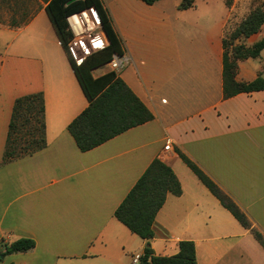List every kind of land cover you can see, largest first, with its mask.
<instances>
[{"label": "crops", "instance_id": "0c3cea01", "mask_svg": "<svg viewBox=\"0 0 264 264\" xmlns=\"http://www.w3.org/2000/svg\"><path fill=\"white\" fill-rule=\"evenodd\" d=\"M101 1L129 59L117 76L153 119L81 152L67 127L88 101L45 12L48 0H0V162L21 96L41 93L46 140L0 165V254L20 238L35 243L0 264H129L145 241L114 212L154 159L171 168L181 189L166 195L155 216V256H172L188 240L196 264H264L251 230L177 155L194 162L264 237V90L223 98L228 8L222 0H195L185 10L181 0ZM261 37L264 25L245 43ZM258 58L238 63L237 81L264 77V50ZM96 70L93 77L105 73ZM167 138L171 151L163 149Z\"/></svg>", "mask_w": 264, "mask_h": 264}, {"label": "trees", "instance_id": "16d2710c", "mask_svg": "<svg viewBox=\"0 0 264 264\" xmlns=\"http://www.w3.org/2000/svg\"><path fill=\"white\" fill-rule=\"evenodd\" d=\"M48 0L45 12L55 30L61 46L66 51L80 88L88 106L68 125L67 130L81 152L91 150L126 130L153 119L152 114L132 91L108 71L93 77V71L107 65L113 54H122V44L114 31L111 17L101 0ZM151 5L160 0H140ZM195 0H181L179 10L189 9ZM229 7L231 0H226ZM93 7L99 16L102 29L109 41L108 46L77 66L67 51L70 34L66 30L65 18L75 12ZM30 17L23 18L22 23ZM21 20L18 24H21ZM12 23V22H11ZM14 24V22H13ZM264 25V4L251 9L241 21L224 34L222 40L223 98L239 93L264 90V77L260 74L250 82L236 80L238 63L258 58L264 50V37L253 44L245 41L260 31ZM44 107L41 93L21 96L15 99L8 124L7 138L0 165L29 156L46 146ZM177 155L207 190L245 229L251 230L255 239L264 247V237L251 229L246 215L194 162L180 151ZM180 185L170 167L154 159L126 197L116 208L114 217L132 234L145 241L140 264H196L195 247L192 241H180L178 252L172 256H155L149 246L153 237L152 225L155 216L167 194L178 196ZM31 239L20 238L4 245L2 256L26 252L34 247Z\"/></svg>", "mask_w": 264, "mask_h": 264}, {"label": "built area", "instance_id": "2783aa9c", "mask_svg": "<svg viewBox=\"0 0 264 264\" xmlns=\"http://www.w3.org/2000/svg\"><path fill=\"white\" fill-rule=\"evenodd\" d=\"M66 30L70 34L67 42V51L75 65H81L89 56L104 50L109 41L102 29L97 11L89 7L79 12L72 13L65 18ZM128 57L113 54L107 64L110 71L118 73L128 62ZM164 151H171V140L167 138L163 147ZM141 255L131 257L129 264H140Z\"/></svg>", "mask_w": 264, "mask_h": 264}, {"label": "rangeland", "instance_id": "374dc122", "mask_svg": "<svg viewBox=\"0 0 264 264\" xmlns=\"http://www.w3.org/2000/svg\"><path fill=\"white\" fill-rule=\"evenodd\" d=\"M222 1L224 3L226 0H222ZM260 3L264 4V0H231L229 7H227L230 15L225 27V34L229 33L232 30V28H234V26L238 24L241 21V19L244 16H246L251 9L258 6ZM0 20H3V18H0ZM258 60L259 58L256 59L255 61ZM108 71H110V68L108 65H105L104 67L96 70V73H100V72L106 73Z\"/></svg>", "mask_w": 264, "mask_h": 264}, {"label": "water", "instance_id": "95a60500", "mask_svg": "<svg viewBox=\"0 0 264 264\" xmlns=\"http://www.w3.org/2000/svg\"><path fill=\"white\" fill-rule=\"evenodd\" d=\"M72 1H74V0H70L68 3H71ZM146 264V263H145Z\"/></svg>", "mask_w": 264, "mask_h": 264}]
</instances>
